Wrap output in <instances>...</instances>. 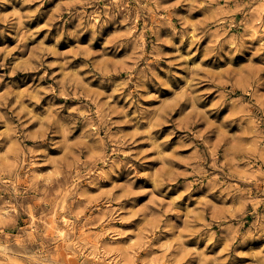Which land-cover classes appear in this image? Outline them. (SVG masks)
<instances>
[{"label":"rangeland","instance_id":"374dc122","mask_svg":"<svg viewBox=\"0 0 264 264\" xmlns=\"http://www.w3.org/2000/svg\"><path fill=\"white\" fill-rule=\"evenodd\" d=\"M0 264H264V0H0Z\"/></svg>","mask_w":264,"mask_h":264}]
</instances>
